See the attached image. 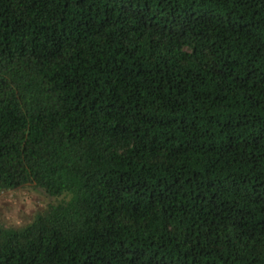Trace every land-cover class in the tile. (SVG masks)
<instances>
[{
    "label": "trees",
    "instance_id": "obj_1",
    "mask_svg": "<svg viewBox=\"0 0 264 264\" xmlns=\"http://www.w3.org/2000/svg\"><path fill=\"white\" fill-rule=\"evenodd\" d=\"M48 200L0 264H264V0H0V192Z\"/></svg>",
    "mask_w": 264,
    "mask_h": 264
},
{
    "label": "rangeland",
    "instance_id": "obj_2",
    "mask_svg": "<svg viewBox=\"0 0 264 264\" xmlns=\"http://www.w3.org/2000/svg\"><path fill=\"white\" fill-rule=\"evenodd\" d=\"M48 200L31 186L0 192V220L10 229L22 232L47 210Z\"/></svg>",
    "mask_w": 264,
    "mask_h": 264
}]
</instances>
